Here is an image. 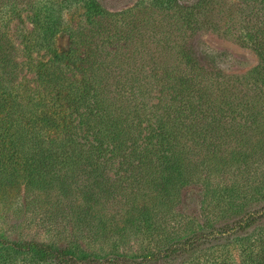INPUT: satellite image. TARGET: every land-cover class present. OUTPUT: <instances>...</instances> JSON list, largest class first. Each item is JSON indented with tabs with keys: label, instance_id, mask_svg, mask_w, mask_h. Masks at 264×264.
Instances as JSON below:
<instances>
[{
	"label": "trees",
	"instance_id": "16d2710c",
	"mask_svg": "<svg viewBox=\"0 0 264 264\" xmlns=\"http://www.w3.org/2000/svg\"><path fill=\"white\" fill-rule=\"evenodd\" d=\"M209 1L117 11L101 0H0V198L22 186L52 196L100 248L116 235L115 249L131 235L157 246L104 256L40 242H8L11 250L60 264H159L182 251L166 242L169 206L204 181L215 212L235 218L203 235L204 246L228 239L243 264H264V39L246 43L260 59L247 73L199 64L181 38ZM68 10L84 17L71 50L45 60ZM23 16L32 29L18 44L12 25ZM201 236L186 239L189 262Z\"/></svg>",
	"mask_w": 264,
	"mask_h": 264
},
{
	"label": "rangeland",
	"instance_id": "374dc122",
	"mask_svg": "<svg viewBox=\"0 0 264 264\" xmlns=\"http://www.w3.org/2000/svg\"><path fill=\"white\" fill-rule=\"evenodd\" d=\"M141 0H101L107 8L122 11ZM150 1V0H145ZM183 5H192L198 0H180ZM256 1V2H255ZM261 0H211L210 6L191 18L193 27L181 39H187L186 51L195 61L208 69L221 70L226 74H244L260 62L257 52L247 45L253 39H264V4ZM210 9V10H209ZM81 12L68 10L65 13V30L58 35L54 48L43 51L41 56L47 60L55 52L69 53L71 50L70 31L81 24ZM32 29L26 16L17 19L12 25V34L18 44L23 40V33ZM259 33L257 34V32ZM258 36V37H257ZM180 39V38H178ZM43 60V59H42ZM208 185L204 181L193 182L184 186L169 206L167 225L173 238L167 239L168 247L182 251L164 253L159 264H243L236 244L225 240L215 243L221 247L209 249L204 246L207 235L212 229L230 225L234 221L232 212H215L214 204L208 198ZM26 194L24 186L8 191L0 198V264H60L51 259H43L39 254L15 251L8 247V242L24 244L40 242L57 247H75L88 254L114 255L130 253L140 255L149 247L156 249V243L142 236L131 235L118 248L106 243L104 248L90 242L79 231L73 218L60 212L52 196ZM64 206V205H63ZM253 206V205H252ZM65 207V206H64ZM63 211V209H62ZM65 213L70 214L69 211ZM225 213V214H222ZM165 222V221H164ZM207 226V227H203ZM252 231V228L248 230ZM194 232L201 234L199 250L189 262L191 250H186V239ZM180 246V247H179ZM224 246V247H223ZM189 248V247H188ZM186 250V252H185ZM184 251V252H183ZM182 252V253H181Z\"/></svg>",
	"mask_w": 264,
	"mask_h": 264
}]
</instances>
